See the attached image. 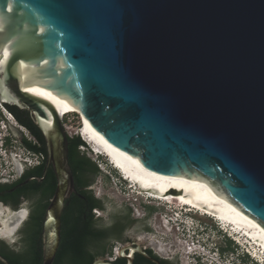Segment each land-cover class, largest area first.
<instances>
[{"label":"water","instance_id":"water-1","mask_svg":"<svg viewBox=\"0 0 264 264\" xmlns=\"http://www.w3.org/2000/svg\"><path fill=\"white\" fill-rule=\"evenodd\" d=\"M24 65L154 185L219 205L264 239V0H0V101L28 112L47 154L41 177L9 192L51 167L41 236L52 264L75 193L68 135L28 92ZM130 248L118 253L127 264Z\"/></svg>","mask_w":264,"mask_h":264},{"label":"trees","instance_id":"trees-1","mask_svg":"<svg viewBox=\"0 0 264 264\" xmlns=\"http://www.w3.org/2000/svg\"><path fill=\"white\" fill-rule=\"evenodd\" d=\"M1 106L6 109L18 126L29 132L31 138L24 139L19 146L28 153L46 155L44 139L28 112L18 110L13 106L3 104ZM89 153V149L78 134L68 136V165L72 172L75 193L65 201L61 216V242L53 264H91L95 259H105L111 251V248H106V242L115 238L119 232L135 222L129 208L121 212L111 211L107 219L94 215L93 210L106 212L107 208L104 199L94 195L92 186L98 177H101L106 184L108 177L88 156ZM42 172L41 165L26 167L18 184L29 177H41ZM55 185V177L51 171H48L41 183L32 180L10 193L6 192L8 194L1 199L6 203L16 202L18 195H24L31 202L30 218L20 230L22 241L18 243L22 251L31 255V261L28 264H42L40 239L42 221ZM11 187L12 185L0 184V190L12 189ZM145 207L148 214L157 211L154 207ZM227 245L229 248L232 245L231 241L227 240ZM113 263L120 264L118 259Z\"/></svg>","mask_w":264,"mask_h":264},{"label":"flooded vegetation","instance_id":"flooded-vegetation-1","mask_svg":"<svg viewBox=\"0 0 264 264\" xmlns=\"http://www.w3.org/2000/svg\"><path fill=\"white\" fill-rule=\"evenodd\" d=\"M9 132H10V136L15 138L18 144L22 143L24 139H27L21 131H18V128H13L11 126L9 127ZM9 140L10 139H6L5 145L9 143ZM30 154L34 155L35 157L34 160L36 164H34L33 166L41 165L42 168L44 169L46 165L47 154L46 155L43 153L42 154L30 153ZM26 167H30L29 165H27V161H24L23 163H19V166L17 165V170L15 172L12 181L9 182L4 178H0V184L12 185L11 188H13L15 185L18 184L19 179L26 170ZM48 171H51L53 173L51 167H48L47 172ZM9 190L10 189L0 190V225L2 226V223H5L8 226H13V228L12 230H10V232L3 233L0 235V258L4 259L8 264H28L31 261V255L26 251H22L19 248L20 244L18 243L22 241L21 238L22 234L20 233V230L23 229V227L27 224V221L30 218L32 205L31 202L27 200V198L24 195H18L16 198L17 199L16 202L8 201L6 203L2 201L1 199L8 194L6 192H9ZM174 207L176 209H179L176 206ZM187 209L183 208L182 206L179 211H174L175 209H171L172 210L171 212L177 214V218H172L169 216L168 213H163L162 208H159L158 211L152 214H148L147 212H145L142 219L136 220L129 227L119 232L115 238L107 241L106 248L107 249L111 248L113 243H117L120 245L119 248V252H120L125 246H131L130 249L125 250L122 254L125 257L126 256L132 257V264H154L148 261L147 259H145L139 253V251L144 252L149 257L156 260L159 264H181V259L175 249L177 247L173 243L168 244L166 239L167 236L169 237L171 236L172 238H177V239L178 237L183 236L190 239L189 240L190 242L187 245H191L194 244V240L197 237L201 236L202 234L201 227L198 224L194 225L193 223H191L190 225H188L184 220V219H190L192 221H195L194 215L192 214V212H189ZM100 212L105 213L103 211ZM155 213L159 214V217L156 220V222H154L152 218ZM165 217H168L167 219L168 224H169V220L178 221L177 223L169 224V227H167V229L169 228L168 230L165 228L164 225H162L164 227L163 229L168 231L167 233L161 227V219L163 220V218ZM140 232L146 233V235H148V238L141 239L142 236H139ZM158 232L164 234L165 236L164 242H160L159 240L156 239L154 240L155 236L158 237L157 236ZM40 239H41V255H42V236ZM150 239L155 241L154 245H158V246L159 244L163 246L165 245L167 252L159 253L157 249L154 247V245H151ZM175 242L178 246L179 245L177 243L178 241ZM228 250H229L228 248L226 249L223 246L219 248L218 257L216 259L218 264H221L220 262H223L224 259H226L227 256L226 252ZM117 259L120 264H127V261L124 258L117 257ZM247 259H248L247 256H244L243 252L239 253L238 250L235 248L230 252L229 264H246V262H248ZM0 264H3L1 260H0Z\"/></svg>","mask_w":264,"mask_h":264},{"label":"rangeland","instance_id":"rangeland-1","mask_svg":"<svg viewBox=\"0 0 264 264\" xmlns=\"http://www.w3.org/2000/svg\"><path fill=\"white\" fill-rule=\"evenodd\" d=\"M0 107L2 108L1 105ZM8 118H10L11 123L15 126L9 125L6 121H3V118L0 116V137L5 136L7 137V139H10L7 145L2 144L0 141V145L2 144V146L4 147L0 149V178H4L5 180L10 182L14 178L15 172L17 170V165L19 166V163H23L24 161H27V165L31 167L34 164H36V162L34 160L35 159L34 155L25 151L22 147L19 146L15 138L10 136L9 127L12 126L13 128H17L20 126L16 124L13 118L11 117H8ZM63 123L67 127V135L69 137L76 135L78 130L81 128V119L78 114H70V115L64 116ZM18 131H21L26 138L28 139L31 138L28 132L24 128L20 127ZM88 156L96 164L100 166V168L102 169V173L108 177V182L106 184H104V180L101 177H98L92 186V191L94 192L95 196L98 198H103L105 201L104 202L105 207L107 208L106 212L102 213L99 211L100 216L103 217L104 219L108 218L109 212L111 211L121 212L122 210L126 208L131 209V217L135 221L142 219V217L144 216V213L147 212V209L145 206L154 207L157 209V211L159 210V208H162V212L168 213L169 216H171L170 215L172 211L171 209H175L174 211L180 210V208L176 209L171 204L166 206L164 202L155 203V201L153 200H148V201L146 200L145 202L143 200H139L137 196H132L127 190V183H125L118 176L117 172L112 167L106 164L104 157H98L91 153H89ZM138 214L140 215V217ZM192 214L195 217V221H192L190 219H184V220L186 221L188 225L193 223L194 225L198 224L201 227L202 234L201 236L197 237L194 240V246H193V247H198L202 251V254H208V255L200 254L203 257L201 264H210L211 261L213 260L215 261V262L213 261V263L216 264L217 263L216 259L218 257L219 248L222 246L225 247L226 249L228 248V245H227L228 238L227 236H225L224 232H221L219 230V228L214 224L212 220H210L207 217H200L194 213ZM158 217H159V214L155 213L152 217L153 221L156 222ZM162 224H163V220L161 219V227H162ZM12 228L13 226H8L7 224L2 223V226L0 225V235L3 233L10 232ZM164 231L167 233L166 230ZM139 236H142L141 237L142 239L148 238V235H146V233L144 232H140ZM157 236L158 237L155 236L154 240L156 239V240H159L160 242L165 241L164 234H161L158 232ZM178 239L172 238L171 236L170 237L167 236L166 240L168 244L173 243L177 247L175 249L181 259V264H199V263H196L195 260L193 259L192 257V255H194L193 253L186 256L185 260L183 259V256L181 255L182 254L181 248L183 246L181 243L187 245L189 244L190 239L187 237H183V236L178 237ZM150 241H153V240L150 239ZM175 241L181 242V243H178L180 244V246H177ZM153 242L155 243V241ZM117 245H118L117 243H113L111 248ZM235 248L238 250L239 253L243 252L244 256L246 255L244 252L246 249L244 247H237L232 244L228 248L229 250L226 252V255H227L226 259H224L223 262H220L221 264L230 263V260H229L230 252L231 250ZM210 257L213 258V260H211ZM247 261L248 262H246V264H255L249 258L247 259Z\"/></svg>","mask_w":264,"mask_h":264},{"label":"bare ground","instance_id":"bare-ground-1","mask_svg":"<svg viewBox=\"0 0 264 264\" xmlns=\"http://www.w3.org/2000/svg\"><path fill=\"white\" fill-rule=\"evenodd\" d=\"M2 65L3 63H1V66ZM32 72H33L32 67H28L24 65L19 68V73L28 92L50 101L57 109L60 115V119H63L64 116H66L69 113H76L79 115L78 111L75 109L73 105H71L66 99L58 96L56 93H53L51 89L47 87L44 88L41 86L30 85L31 83L30 77L32 75ZM0 103L3 104L1 101ZM1 109L4 108L2 107ZM80 119L82 125H81V129L78 130V132L80 133L82 139L89 145L90 148H92L93 152H91V154L98 157L99 155H103L104 157L109 158L111 163L110 166L114 170L116 169L122 172L126 179L131 180V185L130 187L127 185V190L132 196L137 194V197H139L145 202L146 200L147 201L153 200L155 201V203L164 202L165 204L168 205L170 204L174 205L177 208H181L182 206L183 208L187 209L188 207L187 210L189 212L197 214L201 217L204 216L209 217L220 230H223L225 233H228L230 236L232 235L236 236L235 239L239 242V244L242 247H244L245 245L246 247L244 248L247 251L249 250L253 252L257 259L261 260L262 262L264 261V239L260 238L251 228L240 223L225 208L219 205L204 203L200 201L198 198L154 185L148 179V177L128 157H126L118 149L109 145L105 141V139L91 127V125L87 120H85L81 116ZM212 217L215 219L216 218L220 219L221 220L220 224L218 225L212 219ZM162 225H164L166 228V226L168 227V222L166 223L163 221ZM177 243H181V242H177ZM181 244L183 245L181 248L182 251L181 255L183 256L184 260L186 259V256H188L189 254L193 253L200 255V253L202 252L198 247H187L186 244L183 243ZM151 245H154L153 241H151ZM178 246H180V244ZM154 247L157 249L159 253L167 252L166 246H163L161 244H159V246L154 245ZM203 255H208V254H203ZM210 259L213 260V258L211 257ZM213 261H211L210 264H214Z\"/></svg>","mask_w":264,"mask_h":264},{"label":"clouds","instance_id":"clouds-1","mask_svg":"<svg viewBox=\"0 0 264 264\" xmlns=\"http://www.w3.org/2000/svg\"><path fill=\"white\" fill-rule=\"evenodd\" d=\"M5 109V108H4ZM4 109H1L0 108V116L3 118V121H6L9 125L10 124H12L11 123V121H10V118H8V117H11V115L7 112V111H5ZM70 114H76V113H69V114H67V115H70ZM12 118V117H11ZM82 125V124H81ZM13 126V125H12ZM18 129H20L19 127H17ZM81 129V128H80ZM79 129V130H80ZM77 134L79 135V137L81 138V140L85 143V145H86V147L89 149V151H90V153L92 152L91 151V149L88 147V145H87V143L82 139V137H81V135H80V133L79 132H77ZM6 139H7V137H5V136H3V137H0V141H1V143L2 144H5V142H6ZM2 144L0 145V149H2V148H4L3 146H2ZM100 157V156H99ZM105 162H106V164L107 165H109V163L105 160ZM97 166L100 168V166L97 164ZM110 166V165H109ZM111 167V166H110ZM100 170L102 171V169L100 168ZM94 193V192H93ZM95 195V194H94ZM139 200H142V199H140L139 197H137ZM201 217V216H200ZM178 221L177 220H169V224H174V223H177ZM168 224V225H169ZM187 227V226H186ZM227 240H229V241H231L229 238L227 239ZM231 243L233 244V245H235L236 246V244H234L232 241H231ZM245 252V251H244ZM201 255H203L202 254V252L200 253ZM245 254H246V252H245ZM201 255H197V254H194V255H192V257H193V259L195 260V262L196 263H199V264H201L202 263V256ZM245 256H247V254L245 255Z\"/></svg>","mask_w":264,"mask_h":264},{"label":"built area","instance_id":"built-area-1","mask_svg":"<svg viewBox=\"0 0 264 264\" xmlns=\"http://www.w3.org/2000/svg\"><path fill=\"white\" fill-rule=\"evenodd\" d=\"M62 123H63V119H61ZM63 127L67 133V127L66 125L63 123ZM38 157V156H37ZM93 213L96 217L100 216L99 214V210H93ZM176 215V214H175ZM171 217V216H170ZM173 218V217H172ZM167 219L168 217H165L163 218V221L167 223ZM166 229H167V226H166ZM194 245L191 244V245H187V247H193ZM119 248H120V245L118 244L117 246H114L113 248H111V251L109 254L106 255L105 257V260L109 261V262H114L117 257H118V253H119Z\"/></svg>","mask_w":264,"mask_h":264}]
</instances>
